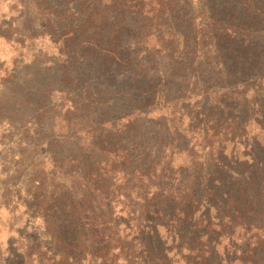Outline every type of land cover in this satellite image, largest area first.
Here are the masks:
<instances>
[{
	"label": "trees",
	"instance_id": "trees-1",
	"mask_svg": "<svg viewBox=\"0 0 264 264\" xmlns=\"http://www.w3.org/2000/svg\"><path fill=\"white\" fill-rule=\"evenodd\" d=\"M3 1L6 41L57 51L21 98L65 123L47 262L264 264V0Z\"/></svg>",
	"mask_w": 264,
	"mask_h": 264
},
{
	"label": "rangeland",
	"instance_id": "rangeland-1",
	"mask_svg": "<svg viewBox=\"0 0 264 264\" xmlns=\"http://www.w3.org/2000/svg\"><path fill=\"white\" fill-rule=\"evenodd\" d=\"M11 13L7 3L0 0V33ZM40 47L43 48L41 56L33 60L35 50ZM56 56L57 51L48 40L37 41L34 45L28 43L25 49L19 45L15 47L0 35V264H49L46 258L50 257L52 246L50 234L45 230V219L51 212L47 200L52 180L47 175L51 170L47 143L54 135L62 133L65 123L56 119V126L52 127V116L45 115L39 120L37 114L39 123H34L29 119L35 109L21 98L35 100L39 97L37 87H41L47 77L54 76L51 63ZM38 60L46 66L35 69ZM19 106H22L20 110ZM157 113L160 112L149 111L148 115ZM9 114L12 116L8 118ZM248 125L255 127L254 123ZM251 138L250 133L244 134L242 141L249 143ZM39 177L44 178L41 190L37 189ZM35 193L39 195L42 213L36 211L32 197ZM39 232L40 243H37ZM174 253L172 251L171 255ZM37 255L42 257L41 261ZM80 264L90 263L85 258Z\"/></svg>",
	"mask_w": 264,
	"mask_h": 264
}]
</instances>
